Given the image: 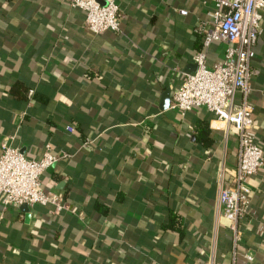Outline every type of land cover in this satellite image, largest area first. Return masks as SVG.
Here are the masks:
<instances>
[{
	"label": "crops",
	"instance_id": "1",
	"mask_svg": "<svg viewBox=\"0 0 264 264\" xmlns=\"http://www.w3.org/2000/svg\"><path fill=\"white\" fill-rule=\"evenodd\" d=\"M115 1L120 30L94 34L66 0H0V152L65 153L41 189L71 207L0 205V264H264V162L235 245L218 193L236 132L203 108L169 109L196 54L224 59L223 42L204 45L215 0ZM260 30L248 99L264 155V12Z\"/></svg>",
	"mask_w": 264,
	"mask_h": 264
},
{
	"label": "built area",
	"instance_id": "2",
	"mask_svg": "<svg viewBox=\"0 0 264 264\" xmlns=\"http://www.w3.org/2000/svg\"><path fill=\"white\" fill-rule=\"evenodd\" d=\"M66 1L70 9L84 13L86 30L94 34L120 30L119 6L115 0ZM263 12L264 0H215V9L209 14L213 27L204 30V45L208 47L213 42H223L226 45L224 59L212 68H207L205 54H196V70L186 75L180 86L172 92L169 103V109L180 114L203 108L214 115L209 124L212 129L221 130L232 126L236 132L238 149L232 185L222 188L218 193L222 215L230 223L235 245L240 240L236 226L247 215L250 204L248 180L264 162L263 149L254 131L253 107L248 99L252 76L250 58L261 32ZM237 93L241 100L235 104L233 100ZM66 130L73 132L71 127ZM66 157L65 153L55 154L47 145L38 160L27 159L19 149L2 144L1 207L40 206L50 209L49 212L54 215L71 211L63 198L41 189V176ZM243 257L249 264L254 260L248 254ZM206 264H212V261Z\"/></svg>",
	"mask_w": 264,
	"mask_h": 264
},
{
	"label": "water",
	"instance_id": "3",
	"mask_svg": "<svg viewBox=\"0 0 264 264\" xmlns=\"http://www.w3.org/2000/svg\"><path fill=\"white\" fill-rule=\"evenodd\" d=\"M168 93L169 92H166L165 94H164V96H163V100H162V102H163V109H166L167 107H168V103H169V96H168ZM23 207H26V206H23Z\"/></svg>",
	"mask_w": 264,
	"mask_h": 264
}]
</instances>
